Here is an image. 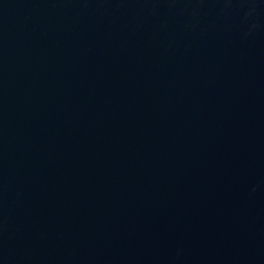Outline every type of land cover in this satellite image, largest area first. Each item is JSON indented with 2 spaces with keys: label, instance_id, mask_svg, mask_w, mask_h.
<instances>
[{
  "label": "water",
  "instance_id": "obj_1",
  "mask_svg": "<svg viewBox=\"0 0 264 264\" xmlns=\"http://www.w3.org/2000/svg\"><path fill=\"white\" fill-rule=\"evenodd\" d=\"M0 264H264V0H0Z\"/></svg>",
  "mask_w": 264,
  "mask_h": 264
}]
</instances>
